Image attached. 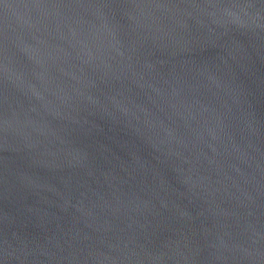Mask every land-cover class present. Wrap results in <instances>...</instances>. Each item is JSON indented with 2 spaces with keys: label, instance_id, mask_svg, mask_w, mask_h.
Returning <instances> with one entry per match:
<instances>
[{
  "label": "water",
  "instance_id": "water-1",
  "mask_svg": "<svg viewBox=\"0 0 264 264\" xmlns=\"http://www.w3.org/2000/svg\"><path fill=\"white\" fill-rule=\"evenodd\" d=\"M0 264H264V0H0Z\"/></svg>",
  "mask_w": 264,
  "mask_h": 264
}]
</instances>
